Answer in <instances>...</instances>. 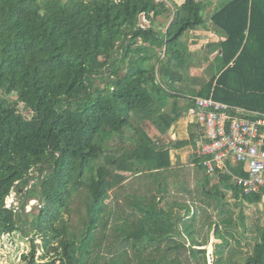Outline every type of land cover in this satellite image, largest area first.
<instances>
[{"label":"trees","instance_id":"obj_1","mask_svg":"<svg viewBox=\"0 0 264 264\" xmlns=\"http://www.w3.org/2000/svg\"><path fill=\"white\" fill-rule=\"evenodd\" d=\"M204 8L0 0V235L29 242L26 264H208L211 240L213 264H264V224L251 254L233 253L249 239L242 206L264 190L243 194L240 165L176 163L145 130L170 128L154 100L201 66L182 37L206 20L223 39L193 95L264 116V0H227L207 18ZM15 189L24 202L8 208Z\"/></svg>","mask_w":264,"mask_h":264},{"label":"built area","instance_id":"obj_2","mask_svg":"<svg viewBox=\"0 0 264 264\" xmlns=\"http://www.w3.org/2000/svg\"><path fill=\"white\" fill-rule=\"evenodd\" d=\"M194 109L202 129L198 157L206 172H228V162L240 165L246 177L233 175L232 182L243 194L264 190V116L212 98L195 97Z\"/></svg>","mask_w":264,"mask_h":264},{"label":"crops","instance_id":"obj_3","mask_svg":"<svg viewBox=\"0 0 264 264\" xmlns=\"http://www.w3.org/2000/svg\"><path fill=\"white\" fill-rule=\"evenodd\" d=\"M227 0H196V2L204 5L203 14L207 18L220 4ZM177 5L182 3V0H174ZM167 6L171 7L170 1H166ZM159 24L154 26L159 33H164L167 25L165 18H158ZM190 35V36H189ZM222 36L217 35L213 30L209 21L206 20L203 27L196 31H187L182 37L187 54L201 63V66L196 68H187L182 70L183 81H177L172 84V89L165 88L167 97L160 102L154 100L155 106L162 105L161 112L166 115L164 118L166 123H171L168 130L164 129L165 125L160 122L163 130L156 129L149 121L145 122V130L147 135L156 143L169 148L171 155L176 163L193 167L195 158H198V151L202 141V129L198 124L194 109V92L196 87L190 82L191 72L198 76L197 71L202 74L209 67L210 63L215 58L216 53H210V46L215 45ZM214 49V47H213ZM236 164L227 163V169L230 173L229 166Z\"/></svg>","mask_w":264,"mask_h":264},{"label":"rangeland","instance_id":"obj_4","mask_svg":"<svg viewBox=\"0 0 264 264\" xmlns=\"http://www.w3.org/2000/svg\"><path fill=\"white\" fill-rule=\"evenodd\" d=\"M190 36V35H189ZM198 76L195 75L194 72H191L190 82L194 85L197 84L195 79H198V83L200 82V78H202V72L197 71ZM216 182L213 181V183ZM21 189H15L11 192V194L6 199V207L8 208H20L23 204V200L20 196ZM227 200L230 202H234L231 198V194H228ZM35 204V201H30L26 205V213L31 211L32 205ZM243 213L245 216V223L248 227L247 236L249 239H242L241 244H234L235 250L233 253L241 252V256H245L252 253L253 247L255 245V240L250 239L252 235L256 236V228L257 226H262L264 224V200L260 205H247L244 204L242 206ZM239 209H235V212L238 214ZM241 231V228H238ZM36 244H40L39 241ZM207 249V261L208 264H211L209 260V256L211 257L213 251V241L206 247ZM30 251V244L26 241L23 236L18 232L14 234H4L0 235V264H26L23 257L28 254ZM40 253H37L39 256ZM213 260V259H212ZM52 264H64L62 261H54ZM213 264V262H212Z\"/></svg>","mask_w":264,"mask_h":264},{"label":"water","instance_id":"obj_5","mask_svg":"<svg viewBox=\"0 0 264 264\" xmlns=\"http://www.w3.org/2000/svg\"><path fill=\"white\" fill-rule=\"evenodd\" d=\"M209 260H210V262H211V264H212V262H213V260H212V255H211V257L209 256Z\"/></svg>","mask_w":264,"mask_h":264}]
</instances>
